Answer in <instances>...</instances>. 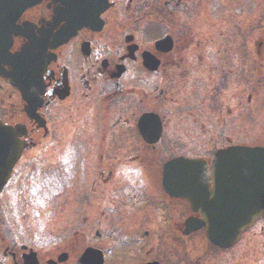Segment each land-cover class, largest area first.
Here are the masks:
<instances>
[{
    "label": "flooded vegetation",
    "instance_id": "obj_1",
    "mask_svg": "<svg viewBox=\"0 0 264 264\" xmlns=\"http://www.w3.org/2000/svg\"><path fill=\"white\" fill-rule=\"evenodd\" d=\"M24 1L0 0V120L25 131L20 139L27 143L25 150H32V154L41 153L42 146L48 144L52 155H58L56 149H61L65 142L64 156L71 155L69 147L76 143L82 159L90 156L86 160L92 162L93 156L99 160L105 153V162L112 165H105L104 169L99 164L107 171V176L101 174L100 168L95 174L89 170L91 176L83 180V173L76 175L75 183H79L81 189L79 201L85 202L82 222L78 227L66 228L60 238L47 233L46 239H41L45 240L39 245L41 248L33 242L39 239L35 233L26 229L31 239L24 238L18 234L19 228L12 226L6 204V186L14 183V175L11 176L0 193V264H202L183 249H171L169 254L164 251L168 240L182 245L184 238L196 233L204 235L214 250L225 252L222 264H231L232 256L228 252L248 231L253 239L250 248L245 245V257L264 264V212L242 230L233 244H215L207 238L204 226L191 228L202 219V213L194 211L188 200L169 189V186H177L174 174L169 181L165 175V164L169 160L185 156L164 143L167 126L164 112L174 106L166 95L165 86L176 89L182 107L193 106L202 96L203 84L207 86L210 78L215 79L217 74L206 61V51L196 50L201 49V44L205 45L203 39L213 42L216 36L212 33V24L216 25V19L229 14L231 5L226 8L221 1H227L218 0L221 13L215 17L207 7L213 0H177L179 13L186 21L175 34L173 30L163 31L164 28L157 33L155 29L161 24H153L155 19L151 18L147 0H108L110 5L91 26H80L72 35L68 30V36L63 35V29L70 24V17L62 0H33L28 5ZM238 6L240 20L233 23L238 25L239 30L234 32L238 35H232L237 48L231 49V41H226L225 37L222 53L220 50L207 53L211 62L220 65L223 78L218 84L223 88L226 80L236 77L231 68L235 67L233 63L243 72L238 76L245 83L249 66L252 72L254 65L259 69L260 61L264 60L261 6L256 4L254 10V5L246 2ZM201 7L208 15L203 32L206 36H197L195 42L189 44L188 34L193 30L194 19L199 21L195 13L199 15ZM248 13L254 15L248 20L255 19L254 33H257L250 40L246 36ZM184 24L187 25L185 30ZM25 49L35 57L29 74L23 73L18 63ZM224 54L228 56L226 62H222ZM231 56L239 58L232 62ZM248 58L251 64H247ZM15 72L19 77L14 76ZM199 85L202 89L197 93L195 88ZM239 97L241 106L243 95ZM193 98L196 101H190ZM247 100L250 101L249 96L244 105ZM197 103L200 115L203 109L214 108L204 101ZM58 127L61 133L56 132ZM223 136L229 144L210 148L207 157L192 156L204 162L202 170L206 171L209 191L215 153L230 145L247 144L231 143L230 136ZM37 138L41 139L36 142ZM44 138L46 141L41 144ZM24 151L14 172L22 165ZM153 151L171 156L161 163L154 183L147 177L145 158ZM107 154H114V159ZM86 160L81 164L85 165L82 171L91 165L86 164ZM92 200L96 201L95 209L88 208ZM89 215H98L95 224L89 222ZM189 218L191 222L187 223Z\"/></svg>",
    "mask_w": 264,
    "mask_h": 264
},
{
    "label": "rangeland",
    "instance_id": "obj_2",
    "mask_svg": "<svg viewBox=\"0 0 264 264\" xmlns=\"http://www.w3.org/2000/svg\"><path fill=\"white\" fill-rule=\"evenodd\" d=\"M203 1L207 2V0ZM245 2L247 5H254L253 10L256 8V4L260 5L264 14V0H228L227 6L230 3L232 7H230V13L224 16L223 19H216V25L212 24V33L216 36L213 39V42L212 40L203 39L205 45L202 47L201 44V46H199L201 49L196 50L200 53L206 51L204 53L207 58L206 61L211 64L214 73L217 74L215 75V79L210 78L208 84H206L207 86L203 84V94L197 99V101H204L206 105L208 103L214 105V108L211 107L212 109L207 111L203 109L202 114L200 115L198 113L200 106L197 103L196 98L190 100L196 101L192 103L193 106L182 107L181 104H179L181 99L180 101L178 100L176 89L171 85L165 86L166 91L168 90V94L166 93V95L174 106L169 107L168 112H164L167 121V126L164 132V143L168 148L173 147L176 149L175 151H180V153L185 156H209L210 154L208 153L210 148L229 144L223 135L230 136L231 143L244 142L250 145L264 146V60H262V63L260 61L259 69L254 65L252 72L251 66H249L250 73L247 75V78L245 77V83H243L244 79L242 78L241 80V76H238V74L241 75L243 72L240 71L237 64L233 63L237 69L233 66L231 68L233 73H236V77L232 76L233 79L226 80L227 85L223 88L218 84L219 80L221 81L223 78L219 68L220 65L211 62L207 56L209 50H211V53H217L218 50H220L221 53L224 51L226 46L224 45L225 37L226 41H231V49L237 48L232 39V35H238L234 32H237L239 28L238 25L235 26L233 23L236 20L237 23H239L238 20L240 19H238L239 15L236 9L239 7L238 5H244ZM147 3L152 14L151 18L158 21L156 23V21L153 20V24H161L158 26V29L157 27L155 29L157 33L158 31L161 32L162 28H164L163 31L166 30L168 32L173 30L175 34H177V29H182V22H185L186 20L185 17H182L179 13L180 11L179 8H177V0H147ZM207 7L208 9H211V14L215 17L221 13V6L218 0L208 2ZM199 10H201L199 11V15L198 13H195L197 17H199V21L196 18L194 19L191 28L193 30L188 34L189 44H193L197 36L205 35L203 34L204 25H207L208 15L205 13L206 9L205 12L202 11V7ZM184 13L186 14L185 10ZM204 14H206V16H204ZM248 14V27L246 28L247 35L246 32L244 34L249 36L250 40L255 38L257 33H254L255 19L248 20V18H254V15L253 13ZM117 17L119 21L120 17L118 14ZM127 18L128 15L125 16V19ZM230 25H232V28ZM228 27L231 28L230 31H228ZM186 28L187 25L184 24L183 30ZM148 33L149 32H147V34ZM151 34H153V32ZM114 36L117 37V33H115ZM151 36L156 37L153 35ZM249 45L252 48V44ZM261 54L264 58V47ZM227 58L228 56L224 54L222 62H226ZM231 58L232 62H236L239 57L231 56ZM247 64H251L249 58ZM169 84H172L171 80ZM240 87H242L243 90H240ZM195 89L198 90V93L202 89V85H199ZM240 95H243L241 106L238 105ZM246 96L250 97V101L247 100V103L244 105ZM210 111L212 115L210 114ZM62 126L64 128L63 123ZM59 131L60 127L56 129L57 133H61ZM40 139L41 138H37L35 141L38 142ZM45 141V138L42 139L41 144ZM43 147H46V145H43ZM60 147L62 148L56 149V151L59 152L57 156L62 154L59 163L52 164L47 162L50 154L49 150L45 149L41 151L42 153L38 158L39 164L33 163L26 167L22 164L18 169L19 177L13 183L15 186H11L6 194V204L8 209L12 202L17 209L15 215H17V219L20 221L17 227L19 228L18 234L20 236L22 235L24 238H30L25 231L26 229L29 233H35L36 236L37 233L44 232L46 237L47 233L50 232L53 234V238H60L64 236L63 233L66 228L78 227L79 223L82 222V209L85 207V202L79 201L81 189L79 187L80 184L75 183V180L78 179L76 175H80V172L83 173L84 177L81 178V180H83V178L91 176L88 173L89 170L92 169L95 174L96 169H101L99 164H102L104 169L105 165H112L105 162V153L103 154L102 159L99 160L96 156H93L91 162L86 160L90 159V156L86 159H82L83 157L79 154V149L76 143L69 147L71 155L64 156L65 148L67 147L65 142H62ZM32 153L33 151L30 149L24 151V163H31L33 160L32 156L36 154L32 155ZM107 157L112 160L115 156L114 154H107ZM169 157L171 156L163 153L156 154L154 151L145 157L147 160H145L147 177L151 178L150 181L152 183L156 182L155 180L158 179L157 177L159 176L161 163ZM84 160H86V164L87 162L91 164L87 165L86 171H82L85 165L81 164ZM65 166H67V168ZM30 167H33L34 169L32 171L29 170L28 175H26L25 172ZM34 170L36 174L34 173ZM106 172L107 171L103 170L101 174L107 176ZM18 181H21L20 184H18ZM88 208L95 209L96 201L92 200V203H88ZM184 216L185 215H183V217L180 216V219H183ZM96 217H98V215H89V222L93 223L94 221L95 224L98 220ZM15 227L16 226L13 225V228ZM247 237L250 239V242ZM252 239L253 236L251 235V231H248L236 245L232 246L230 252H228L231 253L232 256L230 260L231 264H257V262L252 261V257H245L244 253L246 244L249 248L252 246ZM39 240L40 238H36L33 242L41 248L39 245H43L45 242ZM183 241L184 242L181 245L180 242H174L171 244L168 240L164 251L169 254L171 249H183V251H186V254L188 251L190 256L192 255L195 260L201 261L202 264L223 263L225 257L223 258L222 255L225 252L214 250L205 236L201 233L190 235L189 237L184 238ZM248 254L251 255L250 251H248Z\"/></svg>",
    "mask_w": 264,
    "mask_h": 264
},
{
    "label": "water",
    "instance_id": "obj_3",
    "mask_svg": "<svg viewBox=\"0 0 264 264\" xmlns=\"http://www.w3.org/2000/svg\"><path fill=\"white\" fill-rule=\"evenodd\" d=\"M97 2L100 4L101 0H65L66 13L72 24L63 29V35H68L66 31L75 28L83 19L90 22L95 12L87 3L97 6ZM29 51L23 50L18 58L23 73L33 70L35 57ZM14 76L19 77L16 72ZM19 133L0 122V190L23 149V142L17 139ZM212 165L214 187L211 193L207 190L206 171L202 170L205 165L201 159L178 158L168 162L165 175L169 181L174 174L177 186L169 189L187 198L194 210L202 212L203 218L198 220V225L205 226L209 239L219 245H228L241 228L258 216L255 214L264 210V149L233 147L219 150Z\"/></svg>",
    "mask_w": 264,
    "mask_h": 264
}]
</instances>
